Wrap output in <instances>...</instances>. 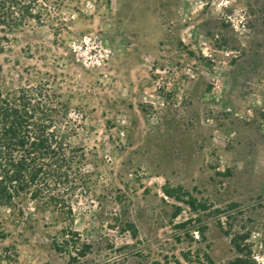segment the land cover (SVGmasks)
Here are the masks:
<instances>
[{"label": "rangeland", "instance_id": "rangeland-1", "mask_svg": "<svg viewBox=\"0 0 264 264\" xmlns=\"http://www.w3.org/2000/svg\"><path fill=\"white\" fill-rule=\"evenodd\" d=\"M40 8L0 63L14 87L50 73L82 187L70 216L0 208V264H264V0ZM67 226L87 255L55 249Z\"/></svg>", "mask_w": 264, "mask_h": 264}, {"label": "trees", "instance_id": "trees-1", "mask_svg": "<svg viewBox=\"0 0 264 264\" xmlns=\"http://www.w3.org/2000/svg\"><path fill=\"white\" fill-rule=\"evenodd\" d=\"M50 1L0 0V52L9 34L28 18L40 19L42 2ZM44 74L37 83L14 87L5 81L0 63V208L23 213L20 201L27 197L38 206L51 204L70 216L74 197L82 187L85 153L82 142L73 141L76 128L68 127L64 104L51 87L50 73ZM164 192L197 209L193 196L184 198L170 189ZM53 245L58 251L72 247L80 257L91 249L70 226L60 229ZM242 262L238 257L231 264Z\"/></svg>", "mask_w": 264, "mask_h": 264}]
</instances>
